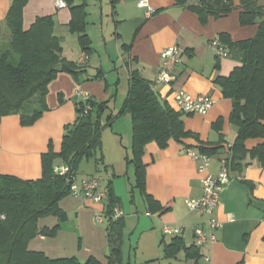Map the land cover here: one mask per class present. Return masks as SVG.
Here are the masks:
<instances>
[{"label": "crops", "instance_id": "crops-1", "mask_svg": "<svg viewBox=\"0 0 264 264\" xmlns=\"http://www.w3.org/2000/svg\"><path fill=\"white\" fill-rule=\"evenodd\" d=\"M66 7H58L55 0H27L23 6V27L28 29L39 18L52 16L54 33L61 38L63 56L78 63L85 53L81 34L89 38L92 53L82 74L76 77L70 72H59L49 84L47 110L33 124H21L18 114L6 115L0 122V173L25 179H37L42 175V155L52 148L60 152L66 125L77 118L76 91L82 88L97 101H108L101 113L103 123L102 148L96 158L80 161L86 165L79 181L101 175L104 185H111L119 198V217L122 221V264L132 261V250H142L144 264H264V165L257 158L248 156L240 169L230 171V182L220 195V202L213 212L221 222L216 230L217 239L202 246L196 244L195 229L207 228V216L192 211L186 200L203 195V178L217 175L222 167L221 159L231 154V147L238 135L231 122L232 100L222 93L215 82L218 76H229L239 64L230 56H220L211 45L228 33L233 40L255 36L259 24L242 25L241 8L228 14L202 22L198 14L187 4L177 0H69ZM239 4L238 0H234ZM264 4V0H259ZM13 0H0V23H4ZM76 8H82L83 31H72L71 22ZM154 12L150 13L149 10ZM178 45L182 50V62L174 71L171 83H156L161 68V53L169 46ZM138 71L154 82V89L168 106L182 113L186 130L197 136L170 140L166 147L155 141L145 147L146 190L165 208L153 212L136 183L135 167L127 157L131 154L133 125L128 113L118 115L108 123L109 115H116L123 107L130 88V75ZM184 90L192 95L205 94L214 99L207 114L181 111L176 94ZM264 141L263 138L246 140L251 150ZM209 153L211 163L207 171H199L198 162L189 150L201 148ZM63 163L55 160V166ZM65 217L50 215L40 219V228L58 230L54 236L39 234L30 240L31 250L43 251L51 258L77 257L80 261L90 256L106 262L109 249L107 233V201L95 202L84 196H65L60 201ZM103 213L97 222L95 212ZM165 225L179 226L183 232L185 247L175 256H168L165 246L177 235H165ZM137 245V247L135 246ZM198 246L200 257L192 259L188 247ZM129 247L128 261L125 249Z\"/></svg>", "mask_w": 264, "mask_h": 264}, {"label": "trees", "instance_id": "trees-1", "mask_svg": "<svg viewBox=\"0 0 264 264\" xmlns=\"http://www.w3.org/2000/svg\"><path fill=\"white\" fill-rule=\"evenodd\" d=\"M27 0H13L4 23H0V122L10 114H18L22 126L38 120L47 110L49 84L59 72H70L76 77L83 71L79 63L63 56L61 38L54 33L55 21L52 16L39 17L30 28L23 27V6ZM198 14L202 22L209 17L220 18L234 8H241L242 25L259 24L255 36L233 40L228 33L220 34V42L227 49V56L239 62L229 76H218L215 80L225 97L232 100L230 120L237 127L238 135L226 160L229 173L240 169L245 159L257 158L264 165V141L249 150L246 140L264 139V4L259 0H177ZM67 5L70 4L66 0ZM75 18L72 31H83L82 8H73ZM85 54H91L89 38L80 36ZM154 82L144 78L138 71L130 75V88L122 109L116 115L108 116V123L114 117L128 113L132 117L133 138L128 161L135 167L136 183L153 212L165 208L146 190V168L143 161L146 145L155 141L166 147L170 140L197 136L186 130L182 113L168 106L154 89ZM88 101L77 103V118L66 125L60 152L49 148L42 155V175L37 179H25L16 175L0 173V264H122V231L120 218H115L119 198L113 194L111 185L105 208L108 217L107 233L109 249L106 262L90 256L85 261L77 257L51 258L43 251L31 250L28 244L39 234L54 236L58 226L40 228L41 218L54 215L65 217L60 201L71 194L68 176L55 172V160L62 158L78 177L81 160L96 158L102 148L103 123L101 113L108 101L99 102L92 96ZM91 107L86 109V105ZM212 151L201 148L200 152ZM97 161L101 160L96 158ZM165 246L168 256L185 247L182 237L175 236ZM192 259L200 257L198 246L187 248Z\"/></svg>", "mask_w": 264, "mask_h": 264}, {"label": "built area", "instance_id": "built-area-1", "mask_svg": "<svg viewBox=\"0 0 264 264\" xmlns=\"http://www.w3.org/2000/svg\"><path fill=\"white\" fill-rule=\"evenodd\" d=\"M55 1L56 5L60 8L69 6L66 0ZM138 3L141 6H147L144 0ZM149 12L153 13L154 10L150 8ZM211 45L220 56H227V49L219 39L213 40ZM89 57V54H84L79 58L78 63L84 65L89 60ZM161 57L162 62L159 76L154 82L171 83L175 79L174 71L177 65L182 62V50L178 45H172L163 50ZM76 94L83 101H88L90 99L89 97H91L90 93L82 88H78ZM176 102L181 111L185 113L207 114L215 101L209 95H192L184 90H180L176 94ZM90 107V104L86 105V109ZM189 153L197 160L199 171L203 172L208 170L211 163V158L208 154L194 150H189ZM221 163L222 167L217 175L211 173L203 178V195L186 200L188 207L192 211L207 216V228L198 226L195 229V241L198 246H202L207 242L213 243L216 241V230L221 227V222L214 217L213 212L220 202L221 192L230 182V173L226 165V160L221 159ZM55 172L64 177L69 175L68 181L71 184L70 190L72 195L84 196L99 203L107 201L109 186L103 184V177L101 175H94L79 181L74 175V172L71 171L70 166L64 162L55 166ZM121 214L119 208H116L114 213L115 218H119ZM94 218H96L97 222H102L104 215L101 211L97 210ZM162 229L165 235H180L183 232V228L179 226L173 227L172 225H165ZM189 264H195V262L191 261Z\"/></svg>", "mask_w": 264, "mask_h": 264}, {"label": "rangeland", "instance_id": "rangeland-1", "mask_svg": "<svg viewBox=\"0 0 264 264\" xmlns=\"http://www.w3.org/2000/svg\"><path fill=\"white\" fill-rule=\"evenodd\" d=\"M86 159L82 162L83 164H85L86 163ZM85 166L86 165H79V171H80V174L82 173V171L84 170H86V169H84L85 168ZM136 247H137V245H135ZM125 253H126V256H125V262L127 263V261H128V255H129V247H127L126 246V249H125ZM132 256H134L133 258H132V261L133 262H135V263H137V264H144L143 263V258H145V255H144V257H143V252H142V250H140V249H138V248H135L134 247V249L132 250Z\"/></svg>", "mask_w": 264, "mask_h": 264}]
</instances>
